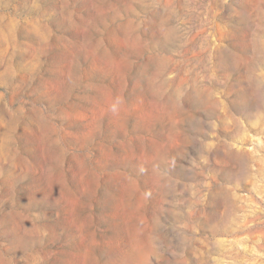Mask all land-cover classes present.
<instances>
[{"label": "rangeland", "instance_id": "rangeland-1", "mask_svg": "<svg viewBox=\"0 0 264 264\" xmlns=\"http://www.w3.org/2000/svg\"><path fill=\"white\" fill-rule=\"evenodd\" d=\"M0 264H264V0H0Z\"/></svg>", "mask_w": 264, "mask_h": 264}]
</instances>
